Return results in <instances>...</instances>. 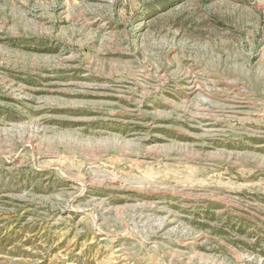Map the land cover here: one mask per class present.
I'll use <instances>...</instances> for the list:
<instances>
[{"label":"rangeland","instance_id":"rangeland-1","mask_svg":"<svg viewBox=\"0 0 264 264\" xmlns=\"http://www.w3.org/2000/svg\"><path fill=\"white\" fill-rule=\"evenodd\" d=\"M0 264H264V0H0Z\"/></svg>","mask_w":264,"mask_h":264}]
</instances>
